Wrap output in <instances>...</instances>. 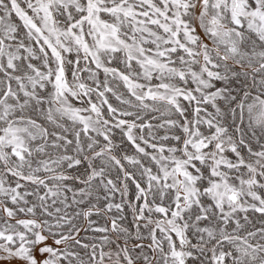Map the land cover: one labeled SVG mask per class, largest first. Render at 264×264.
Instances as JSON below:
<instances>
[{
  "label": "snow or ice",
  "instance_id": "snow-or-ice-1",
  "mask_svg": "<svg viewBox=\"0 0 264 264\" xmlns=\"http://www.w3.org/2000/svg\"><path fill=\"white\" fill-rule=\"evenodd\" d=\"M0 264H264V0H0Z\"/></svg>",
  "mask_w": 264,
  "mask_h": 264
}]
</instances>
